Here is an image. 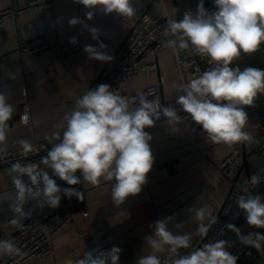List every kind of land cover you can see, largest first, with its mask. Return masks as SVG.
<instances>
[{
	"label": "clouds",
	"instance_id": "1",
	"mask_svg": "<svg viewBox=\"0 0 264 264\" xmlns=\"http://www.w3.org/2000/svg\"><path fill=\"white\" fill-rule=\"evenodd\" d=\"M92 20L95 9L105 15L116 13L124 18L135 14L133 0H75ZM215 11L209 13L200 0L195 13L186 11L180 20L173 19L165 29L163 45L174 52L190 50L208 58L213 65L186 83L178 85L176 104L187 113L178 115L172 104L160 105L149 99L153 90L138 92L135 97L118 94L108 84H98L75 100V107L65 113L54 125L56 129L46 137L51 144L47 155L41 157L44 167L15 163L10 169L13 191L0 194V203L12 202V211L21 219L31 216L25 212L29 201L57 208L62 195L82 200L83 194L73 186L87 183L99 186L102 181L111 182V197L115 205L124 203L127 197L141 192L152 170L154 156L151 149L152 135L146 131L162 118L169 126H178L190 119L200 125L207 141L229 147L252 141L245 131L248 115L245 106H254L259 94H264V70L247 67H230L242 54H253L264 45V0H213ZM79 18H71L69 24H82ZM84 27L97 39L98 30ZM76 43V38H72ZM105 46L100 45L103 49ZM90 59L108 62L112 57L93 46H85ZM14 107L0 92V153L7 148L9 121ZM30 114L21 116V123L28 125ZM24 155L31 153L33 145L18 141ZM264 172V170H262ZM79 173V175H77ZM24 177H27V183ZM53 177H58L69 187L61 188ZM257 173L247 181L253 186L261 183ZM237 198V205L246 216L247 224L264 228V196L252 194L247 189ZM190 213L200 223L196 233L206 236L211 225L217 222L207 207L191 208ZM172 217L155 222L153 234L145 237L152 249L148 255L139 256L137 264H237V257L227 251L224 240L210 241L185 254L189 249L192 232L174 234L169 229ZM209 223L205 224L204 221ZM18 228L23 225L17 219L11 221ZM177 229L181 227L176 225ZM229 230L238 231L233 225ZM242 241L257 251L264 250V234L252 233L241 237ZM167 252L169 261L162 262L157 253ZM121 249L85 251L75 259L67 258L64 264H119ZM13 240H0V260L5 257L23 256Z\"/></svg>",
	"mask_w": 264,
	"mask_h": 264
},
{
	"label": "crops",
	"instance_id": "2",
	"mask_svg": "<svg viewBox=\"0 0 264 264\" xmlns=\"http://www.w3.org/2000/svg\"><path fill=\"white\" fill-rule=\"evenodd\" d=\"M199 2L200 0H155L148 9L162 21L179 20ZM146 5L143 1L134 3L135 14L131 18H124L116 13L105 15L97 8L93 10V19L88 20L85 14L89 9H85L83 5L76 7L74 0H57L48 11L30 9L28 0H0V11H18L16 18L6 20L0 30V92L6 95L8 102L14 107L4 152L21 149L18 143L21 139L32 145L38 144L46 152L51 149L46 137L56 130L54 125L63 119L65 113L75 107L77 98L86 90L103 83L113 55L123 44L125 37L135 29ZM74 17L83 23L70 25L69 20ZM84 25L98 30L97 39H93ZM72 38L81 41L84 48L90 45L105 52L112 57L111 61L90 59L86 52L70 58L55 54L33 56L22 52V47L26 45L49 43L63 46L72 43ZM101 44L105 46L103 49L100 48ZM230 67L264 70V45L253 54H242ZM161 80L164 99L175 100L180 93L171 50L160 53L157 72L144 74L129 86L135 90ZM24 89L28 92L33 116L30 125H23L20 119L22 108L19 100ZM258 98L264 114V94H259ZM146 131L153 137L150 143L154 164L141 192L127 197L123 204L115 205L111 197V182L102 181L99 186L87 183L73 186L80 190L85 201L81 203L75 197L69 199L62 195L60 211L72 214L73 222L55 237V253L41 262L31 260L27 264H64L67 258L82 256L88 251L94 229H107L110 232L111 248L116 246L121 249V264H137L139 256L148 255L152 251L145 243V237L153 234L152 226L156 221L172 217L169 229L174 234L192 232V243L200 235L196 233L200 222L189 209L207 207L214 216L228 199L243 193V189H258L261 186L260 183L253 186L247 182L252 175L263 170L262 164L251 151L256 131L249 116L245 131L251 135L252 141L241 143L246 151L244 165L239 176L232 182L224 177L220 169L222 161L230 154V147L211 144L202 128L194 133L188 121L178 128L161 120ZM11 167L0 168V194L13 191L14 174L10 173ZM53 178L61 188L69 187L58 177ZM24 179L27 183V177ZM41 206L36 201H29L25 205V212L33 213ZM85 213L89 215L85 216ZM13 219L23 224L24 220L12 211L11 201L0 203V240L9 239L19 229L11 222ZM204 223L207 224L208 220ZM177 224L181 225L179 229ZM248 227L250 225L245 217L239 228ZM255 231L264 234V228H255ZM186 250L181 249V254ZM157 255L162 262L170 260L167 252ZM261 264H264V250Z\"/></svg>",
	"mask_w": 264,
	"mask_h": 264
},
{
	"label": "built area",
	"instance_id": "3",
	"mask_svg": "<svg viewBox=\"0 0 264 264\" xmlns=\"http://www.w3.org/2000/svg\"><path fill=\"white\" fill-rule=\"evenodd\" d=\"M56 1L28 0V7L33 10L48 11L55 5ZM137 1H143L147 4L145 10L139 18L135 29L125 37L123 49L113 55L112 62L105 71L103 83L110 85L118 94L126 97H135L138 92L147 93L149 90H153L154 94L149 99L156 100L160 105L172 104L179 109L178 115L186 117L187 113L176 104V99L169 101L164 99L162 80L156 84L135 90L130 88V83L138 80L144 74L152 71L157 72L159 70V55L165 50H171L172 52L179 84L186 83L200 73L209 70L213 65L209 64L208 58L201 57L190 50L174 52L171 48L165 47L163 41L170 38L165 36V29L172 19L162 21L149 12L148 6L152 5L155 0H133V4ZM74 4L76 7L82 6L75 3V0ZM198 4L191 9L192 13L196 12ZM204 7L209 13L215 11L213 1H204ZM17 14L18 11L13 9L0 11V30L6 20H13ZM22 52L33 56L55 54L70 58L84 54L85 51L83 43L77 41L76 43L63 46L49 43L36 46L26 45L22 47ZM19 104L22 108L21 116L26 111L30 114L31 119L28 124L30 125L33 122V116L26 89L23 90ZM261 105L262 103L257 97L254 106H245V111L252 120L256 131V139L251 145V151L253 156L262 164L264 170V114L261 112ZM186 121L190 123L194 133L201 128L200 125L195 124L190 119ZM33 148L34 150L28 155H24L21 149L0 153V168L12 166L17 162L39 167L42 165L41 157L46 156L47 152L38 144H33ZM230 149V154L222 161L220 169L224 177L232 182L243 169L246 151L241 143L231 146ZM261 175L260 188L248 189L247 191L252 192L254 195L264 196V172H261ZM240 195L232 197L225 202L221 209L220 217L218 218V214L214 215L217 222L211 225L207 235H198L191 243V247L182 254L199 248L210 241L224 240L227 245V251L237 257V264L262 263L263 250L257 251L254 247L245 244L241 239V237H247L249 234L256 233V231L254 226L244 229L239 228V224L246 217L236 203ZM78 201L83 203L85 201L84 196L82 200L78 199ZM88 215V213H85V216ZM23 220V227L19 228L9 239L13 240L22 249L24 255L5 257L0 260V264H27L31 260L41 262L51 257L55 253V237L72 224L73 216L70 213L60 211V206L50 208L42 205L31 213L29 218ZM228 225H233L238 231L229 230ZM110 248V232L107 229H94L89 240L88 251L93 249L107 251ZM119 264H121L120 260Z\"/></svg>",
	"mask_w": 264,
	"mask_h": 264
},
{
	"label": "water",
	"instance_id": "4",
	"mask_svg": "<svg viewBox=\"0 0 264 264\" xmlns=\"http://www.w3.org/2000/svg\"><path fill=\"white\" fill-rule=\"evenodd\" d=\"M124 46H125V42H123V44L121 45V47L118 49L117 53H119L123 49ZM221 212H222V210H220V212L218 213V218L220 217Z\"/></svg>",
	"mask_w": 264,
	"mask_h": 264
}]
</instances>
